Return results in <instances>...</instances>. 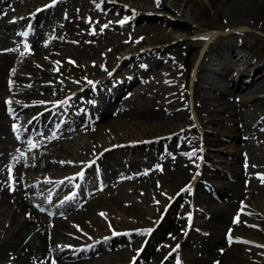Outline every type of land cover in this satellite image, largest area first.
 Segmentation results:
<instances>
[{"label": "rangeland", "instance_id": "374dc122", "mask_svg": "<svg viewBox=\"0 0 264 264\" xmlns=\"http://www.w3.org/2000/svg\"><path fill=\"white\" fill-rule=\"evenodd\" d=\"M11 1L10 0H0V9L5 8L4 9L5 11H12V8L15 6L12 11L13 13H11V15H13L12 19L13 18L18 19V17L22 16V13L31 12L33 14V12H36L35 8L37 6H42V5L49 6L53 3V0H31V1L30 0H23V1L16 0L15 2L16 5L11 7V4H10ZM84 1L85 3L90 4L92 0H63L61 2L62 9H64V11L60 9L59 11H56L57 13L55 12L53 14L51 19L46 22V27H47L46 30L49 29L48 31H50V33L40 36L41 39L39 38L37 47L32 48L29 52L25 53L26 55H24L21 63L16 69V73L18 72L17 74L20 76L19 77L15 76L16 78L12 76L10 77V75H6L5 77L4 76L2 77V79L4 80V83L7 78V82L12 81V84L16 83L15 84L16 87L13 86L10 88L12 84H8L9 85L8 87L11 90L8 93V90L6 89L5 90L6 92L4 91L3 94H1L0 103L3 102V98H4L3 95L8 93L14 99L16 95H18L19 92L23 90V88L28 90L34 85L32 82L27 80L26 77H24V76L32 75V73L29 72V70H24L23 68V65L26 63V60L31 59L33 60L31 61V64L34 63L38 68L43 70L44 74H46L48 77L52 75L50 78L57 77L58 78V79L56 78L57 80L63 81L66 85H68V89H61V90L59 89L60 92L56 94L58 95V97L56 98H59L60 100L52 99V101L54 102L56 101L57 103L62 101L63 112L67 113L70 110L69 113H72L74 110L76 111L79 108L80 102H84L83 100L86 98L85 92L88 91L90 88V84L88 83L89 80L94 79L95 81L98 82V80L102 79L105 76V72H106L105 69L111 70V68H114L115 65H114L113 60L116 57H118V55L124 54L123 52L125 49L128 50V48H130L129 54L134 53L133 51L134 49L132 48V46H130L131 43L126 45L124 48L117 49L116 45L126 40L124 39L122 41L117 42V39H115L116 35H118L119 38H123L124 35L129 36L130 38H132V42L135 41V43H137L138 40H140L139 37L144 36L146 44L149 42H152V37L149 36L147 31L145 32L141 30L138 34L135 33L132 27L130 26L129 24L130 22L128 19L129 11H135L136 9L134 8H137L138 6H140V4L143 3V1H149V0H141V1L140 0H136V1L135 0H129V1L128 0H120V1L119 0H109L111 5H115L114 7H116V5H120L121 7H126V8L128 7L127 8L128 12L127 10H125L127 12L126 13L125 11L123 12L118 11V10L115 11L112 8H108L107 11L113 12L112 14H114L115 17H112L110 15L107 16L106 17L107 21H105L104 19L103 24L104 26L105 25L107 26L109 23L108 27L105 28L104 30L102 29V27H100V30L102 31L98 32L95 35V37H93V35L91 34V33H94L93 26H95V24H102V23L98 22L96 17H95L96 19H93V21H91L92 19L89 18V14L85 10V9H88V11L90 12L89 7L82 6L81 4ZM97 1L99 3L98 4L99 8H97L98 6H96L94 9V12L98 15L100 11L101 1L100 2L99 0ZM148 7L149 5H146V8ZM231 7H232V3L230 2V0H220V2L217 5V8L209 9L210 11L212 10L213 11L210 12L209 10H207L205 12L206 14L204 13L200 16V19L203 24H200L199 22H196V21H191V22L189 21V23L193 25V29L188 34L187 39H185L182 36H179L178 38L173 40L174 43L175 41H178L180 43V48H179L178 57L174 59L176 63L172 70L175 71L174 78L177 79V81L179 82L178 84H181L183 86V89L179 93L180 95H178V98L180 99L181 102H183V104L187 108L186 110L189 115L188 121L190 120V122L186 123L187 125L184 124L182 127L180 126L179 127L180 130L178 129V131L175 130L174 132L173 129L175 128V126H179V125L178 124L175 125L174 124L175 122H173L174 120L170 119L169 115L167 117L165 116L167 114L166 110L168 109L166 110L163 109L161 105V110L162 109L164 110L163 111L164 113L162 112L163 116L161 117L166 118L165 122L167 123L166 126L168 127L164 125L165 127L163 126L159 128H154L153 132L151 133L153 134L151 145L156 144V139L161 140V141H164L167 138L169 139L171 137V134H173L172 136H174L180 131H182L183 128H187L189 132L191 133L193 132L194 134H196L197 138H196V142L194 145L188 144L186 148H184L185 151L181 150L180 148H175V149L173 148L174 149L173 151L170 149L172 147L166 146L165 144V150L166 148L167 149L169 148L168 149L169 152L171 151L175 152L176 155H179V156H176V158H174L175 159L173 161L174 163L167 161V164L163 165L164 171L161 170L162 172L160 171L159 173L158 172L154 173L151 176H155V177H152V178H146V177L142 178L132 169L133 167L127 166L128 164L133 166L132 158H131L133 156L131 154L132 152L130 149L129 150H125V149L127 147H130L132 149L133 144L137 145L139 143L140 144L147 143L144 146L150 145L148 142L149 139L147 140V138H143L142 134H140V131L143 128L153 129V126H154L153 122L144 121L143 124L136 123L135 125H132L130 123L128 124V126H122V128L105 125V122H103L104 127L102 126V131L100 133H98L99 131L95 132L96 137H94V140L91 139L92 138L91 135L81 134L82 135L81 136L79 132L77 133V135L76 134L73 136L69 135L70 136L69 139L64 140L62 136H60L61 132H59L58 138L60 140L58 139L59 141L57 140V142L53 144V148L51 150V154L49 155L50 156L49 158L54 156L53 155L54 153L56 158L58 156L57 161L59 163H64L66 166L72 165L74 168H77L78 166L79 167L82 166V164L91 165L89 168V174L87 173L85 175L86 179L92 178V172H90V170L92 171L93 165L102 166L100 164H103L104 162L106 163L109 160H112L113 158H116V159L121 158L122 159L121 166H124V165L127 166V167L125 166L127 168L126 170L127 177L121 182L122 190L118 191L117 189H119V185L117 186L115 185V183L110 181L112 185V187L110 188L113 190L114 195L108 196L109 193L103 190L102 192L104 193H102L101 196L98 195L97 196L98 198L95 197L96 194L93 196L95 198L92 199V203L90 204V207L91 206L94 207L93 209L91 210L87 209L90 207H87L85 209V206H84V208H81V209H85L83 210L82 213L78 212L79 214H77L75 217H72L70 215L69 217L64 218V221L66 222V226H64L61 229L64 230L66 228L67 229L69 228L68 234L64 236V234H61L59 232L57 233L59 235L51 238L52 236V233L50 232L51 229L48 228L47 226L46 227L48 229L45 226L44 228H41L43 237L46 236L45 239L49 246L59 245V247L61 246L65 249H71L73 250V252L75 251L74 252L75 254L70 255L73 257L71 258L72 260L69 262V264H76V263L77 264L78 263L79 264H128V262L131 261L134 257L137 258L140 255L139 252H142L149 247L151 248V252L153 254L158 252L157 254H159L161 259L159 258L154 259L150 256L148 257V255L150 254L149 253L147 257L145 256V259L143 262L140 261L141 262L140 264H146V261L148 260H150L149 264H173V262H176L178 264H200L202 262L204 255L206 254L207 246L209 245V243L210 242L213 243L219 238L218 233L220 234L222 238L230 242V240H228L229 237L224 236V232L225 234L227 235L229 234V236H232L233 239L231 240V243H230L231 245L230 244L229 245L232 248V251H234L233 253H235L234 260L231 262L227 260L228 263L226 264H264V223H263L264 222V179L260 180V178H264V162H263L264 161V154H263L264 153V123L261 125L262 126L261 130L258 129L257 132H250V136L248 138L249 140L247 142L248 144H251L252 146L247 144L248 146L247 147L245 146L246 149L241 148L242 146H240L239 149L237 150V148H235V145L240 143L239 140L242 138V136H237V139H236L234 134H232L231 131H229L228 127L220 126L218 120H219V117H222L220 116L222 114L221 112H219L218 109L222 107L221 103H219L218 101L212 102L209 100L210 103L208 104L210 105L209 107L212 109L210 111V114H205L204 112H202L201 109L199 111L196 110L197 105L194 104L196 95L193 93V98H192V103H191L190 98L192 96L190 93V85H189L190 83L187 84L186 81H183L185 75L186 76L188 75L187 71L190 67V64H195L193 61L195 59L197 60L200 57L201 53L202 54L204 53L203 52L204 47L209 46V44L214 39H216V37L219 35H225L228 33L234 34L235 38L238 41H240L244 46H246L247 49H250L249 53L254 52L253 53L254 56H259L258 58L259 59L262 58L261 60L264 61V28L263 26H260L256 23H249L247 20L249 18L248 15H245V17L243 16V18L242 16H238L237 18V15L234 14L235 13L234 8H231ZM138 10L140 9L138 8ZM142 12L145 14H160V15L165 14V12L162 10L161 11L158 10L155 12L154 11L153 12L142 11ZM178 12L180 13V11ZM121 22L123 23V26L118 25ZM87 23H89V25L91 24L90 26L87 25V28H86L87 31L85 30V33H84V34L87 33L86 34L87 36L82 37L81 40L79 41L80 43L75 44L76 40H72L71 38L68 37V35L66 34V31H67L66 29L72 28L73 34L83 33L84 27L82 26V24L86 25ZM151 30L154 32L156 31L154 27L151 28ZM171 32L175 34L179 33V32H176V30L173 31V29H171ZM133 33L137 35H134ZM193 34L197 36L193 37ZM64 42L66 44H64ZM216 42H220V41H216ZM171 43H167V44H171ZM88 44H90L92 49L86 48V46L87 47L89 46ZM138 48L142 50L144 46L139 45ZM40 50L45 53L47 52L46 56L45 55L42 56L41 59L38 55V53H40ZM129 54H124V56L129 57ZM161 59H163V56L161 57ZM206 59H208V57ZM244 59H246V57ZM96 60H99V62L101 63L98 62L97 64H95ZM205 61L207 63L205 62L201 64V66L200 64H197L198 66L197 68L199 69L200 67H202V65L204 67V65L206 66L207 64L210 66H214L215 69L221 70V68H224V66H227L228 64L230 65L232 63L231 60L229 59L225 60V58L222 56L220 57V55H215L213 59H209ZM72 63H75L76 65L81 66L83 70L86 71L84 74V78L86 79H84L81 82L73 84L75 81V76L78 75L79 77L80 74L78 73L76 69H74V67L72 68V65H71ZM163 63L167 64V62H164V60H163ZM86 64L94 65V66H91V70L93 71L88 70V67ZM247 64L248 63L245 60L241 64V67H245L247 66ZM99 67H102V68H99ZM159 68L161 69L160 66ZM193 69L191 70L190 77L192 76V71L194 72ZM207 71H208L207 68L205 70L204 69L202 70V72H204L206 76L209 74V72ZM54 73H57V74H54ZM194 73L196 77V75H198V71L197 72L195 71ZM23 77L26 80H22ZM46 78H47L46 76H43V79H42L43 82H41L40 84L43 83V85L45 86L44 80ZM192 78H191V81H192ZM222 78L223 76L220 74L215 75V79H216L215 82L217 83L216 84L217 86H221L218 84L223 83L224 80ZM164 79L165 77L162 78V80ZM176 79H173V80H176ZM183 82L185 85L183 84ZM209 84H210L209 82H206V85H209ZM84 86H87V88H85ZM187 86L189 87L187 88ZM17 87H19V89H17ZM153 89H155L154 86H152L151 90L149 89V91L145 90L144 92H142L143 94L139 95L138 99L136 100V103L139 104L141 102H146V101L150 102L151 99L153 100V97H155L156 99L157 98L160 99V94H157L159 93L157 89H156V92H157L156 95H152L150 93V92H153ZM13 91L14 92L16 91V92L14 93ZM213 91L216 94L218 93V91L216 90H213ZM192 92H193V89H192ZM139 93L141 92L139 91ZM162 97H163V94H162ZM225 97L228 98V95L225 94ZM238 97H239V93L237 94V98ZM16 98H15V101H17ZM42 100L46 102L45 107L48 105L50 106V104L54 103V102L52 103L50 102L51 99H43V98L39 99V96H37L36 99L33 101L24 100L23 103L28 106H31L32 104L35 105L34 102L36 101L39 102ZM73 102H75L74 109H72L71 107L73 106L70 105ZM164 102H165V99L163 102L161 101V103L159 104H164ZM150 103L147 105H150ZM193 106L195 107V109ZM34 109H32L30 113ZM223 114L229 117L228 122L222 121L223 123L228 125L231 122L230 119L233 118L236 123L241 125L242 121L238 117H235L234 115H231L229 113L223 112ZM30 115L31 114H29L28 117H30ZM211 116L215 120L211 123L206 122L205 118L211 117ZM191 122L194 123L195 126L200 127V129L202 130L201 133L200 132L197 133L196 129L194 132L190 128ZM251 123L253 124L255 123V121H252ZM163 128H165V131ZM202 133L205 135V137L203 135V139H201ZM207 137L208 139H206ZM202 143H204L208 148H206V146ZM257 145L259 146V148ZM116 151L118 152V155L115 154ZM179 151H182V153H180ZM243 152H246V153H243ZM193 153H195V155H193ZM234 154L236 155L234 156ZM180 155L182 157H180ZM55 157L53 159H56ZM177 157L178 158L180 157L179 160ZM239 158L241 161L239 160ZM123 159H126V160L123 161ZM236 159L239 160V163L236 165V167L238 168L237 169L238 174L239 176L243 175V181L241 179L239 180V184H240L239 192L240 193L238 192V196L235 195L237 198L234 197V200H235L234 203L235 205L237 204L236 206L237 208L233 207L234 209H232L233 211L231 210L232 211L231 212L230 207L232 204L229 202H226V203L223 202L222 205L216 204L218 206V209H216L214 205H212L213 203L206 199V195L201 194V192L203 193V191L197 190L198 194L201 196H199L196 193V191H194L195 190L194 185L192 184L191 181L189 182V179L191 177L194 181H196L201 176V173H203V176L201 178L202 181L209 182L213 186L222 188L225 182L231 183V182H234L238 178L237 176L234 177V171L230 168V163L235 161ZM259 159H262V161ZM74 161L76 162V164ZM133 162L136 164L140 163L136 158L133 160ZM48 164H50L49 161H48ZM50 168L51 167H49V170ZM62 169L64 171L60 169V172L59 173L56 172V173H58V175L60 174L65 175L68 173L67 170L69 168L65 169L63 167ZM106 170L109 172L110 168H107ZM245 171L248 173L245 174L244 173ZM40 172H43V170ZM225 174L227 176H225ZM157 175H162V176L157 178L156 177ZM54 177L55 176H53V174L42 175V179H45V180L47 179L54 180ZM137 177H140L141 179ZM37 178H39V176ZM183 178L184 180H181ZM187 178L188 180H186ZM173 179L178 180V181L181 180V181L178 182L177 184H173L172 182H170ZM4 182L8 184L10 191L15 192L17 190V188H14L13 183L8 182L7 179L4 178ZM0 184H1L0 188L3 187L4 184L3 183H0ZM189 184L190 186H188ZM243 184L244 185L247 184V185L244 186ZM108 186H110V184ZM188 187L190 190H188ZM204 190L205 192H207L208 188H204ZM1 196L3 197V195L0 194V198H1L0 199V251L3 250L5 252V255L0 257V264H45V263L57 264L55 263V259H54V256L56 255L53 254L51 250H49L50 252L46 251L42 255L36 251V247H34V244H33L36 238V233L39 232L34 229L35 227H37L36 224L35 225L32 224L30 229H27L24 232L23 238L21 239L22 242H18L16 244L18 245L17 248L18 247L20 248L22 245V249H20V252L22 254L19 255L21 259L17 261V263L7 261L8 258L12 260V258H14V256L17 255V253L20 254V252H17V248L15 247V244L10 243L9 241H6V242L4 241V239L6 240L7 237L9 236L10 229L8 228H10L12 225V223L9 222L10 221L9 216H11L9 215V213H13L11 210H14L15 208H17V204L16 202L12 201L13 199H15V197H13L14 196L13 194H8L6 197V201H4ZM19 202L22 203L24 202V200L20 199ZM99 207H101L102 210L98 213H94L96 208H99ZM9 208L10 209L12 208V209L10 210ZM200 208L203 210H206L208 213L207 215H210L213 209H215L212 212L213 217L210 218V216L203 214V212L199 214ZM241 210H246V211L241 212ZM229 211L231 212L233 216L232 215L230 216ZM19 213L21 217H24L23 215L25 214L29 215L28 214L29 207H26V209L22 208V210L20 209ZM102 213L103 215H101ZM223 213H225L223 220H217L216 223H214L215 221L213 219L214 215L215 217H218L222 215ZM197 217L199 220L202 221V223L204 224L207 223L209 225L206 226L202 224L203 228L199 226L198 230H194L193 229L194 221ZM237 218H238V222H234V220H237ZM177 224H180V225H177ZM38 229H40V226H38ZM110 231H115V232L110 233ZM121 231H124V232H121ZM208 231H210L209 234H207ZM43 232L46 234H44ZM115 233H118V234H115ZM105 236L112 238L111 242L108 245L99 244L97 246L96 244H94V242L100 241ZM208 238H210L209 243H207ZM146 240H148L149 244L148 242L146 243ZM136 243L137 245H135ZM143 243H145L144 246H142ZM177 245H179L178 248H177ZM221 245L222 244L217 245V247L219 248L214 247V250L217 252L219 251L220 253L223 252V254H225L226 251L224 252V250L226 246H223V245L221 246ZM81 246L85 247L86 249H94V250L87 252V253L83 250L82 252H80L81 254L78 253L79 255L76 256V253L77 251L78 252L80 251ZM104 246H107V247L104 248ZM154 246H155V250L153 249ZM96 248L98 250H96ZM164 256H167V258L165 259L164 262H161ZM141 259H143V256L141 257ZM40 260H42V262ZM60 260H61L60 264L62 263L66 264L68 262L67 260L63 262L62 258ZM206 262L207 261L205 260L204 264Z\"/></svg>", "mask_w": 264, "mask_h": 264}, {"label": "bare ground", "instance_id": "6f19581e", "mask_svg": "<svg viewBox=\"0 0 264 264\" xmlns=\"http://www.w3.org/2000/svg\"><path fill=\"white\" fill-rule=\"evenodd\" d=\"M11 1V0H10ZM23 1V0H21ZM31 1V0H30ZM63 0H58L54 3V5L50 6V10L47 9L46 11L41 12L40 14H36L35 16H33V24L36 25H40V23L42 21H44V19L50 15H52V13L54 14L55 11L61 9L62 7V2ZM97 0H92L90 3V8H94L96 6H98V3L95 2ZM101 1V2H100ZM100 11L99 14L97 15L96 13V18L97 21L100 23H103L104 19H106L107 16H112L115 17L114 14H112L113 12L107 11L108 8H112L113 10H118V11H125L127 10L126 7H121L120 5H116V7H114L115 5H111L109 0H100ZM120 1V0H119ZM129 1V0H128ZM136 1V0H135ZM141 1V0H140ZM16 2V1H15ZM18 2V1H17ZM38 2V1H37ZM74 2V1H73ZM85 2V1H84ZM87 2V1H86ZM220 2V0H149V1H143V3L140 4V6H138L137 9L135 11H129L128 12V17L130 19V23H132L133 26L132 29L134 31H147V33L149 34L150 37H152V42L149 43H145V38L142 36L140 41L138 42V44L143 45V43L145 44V49L142 52H138L136 54H134L133 56H129L127 57H123V56H118L116 59H114L113 61H118L121 68H126V72L125 75L122 78V81L120 83H117L114 86H110L109 83V78H105L101 80V86L99 93L95 96L97 98V107L99 108V112L100 115L102 117H104L106 115L107 112V108L110 104L111 101H115L116 102H125L127 100V98L131 97L135 91V87L130 85L133 82L136 81L138 75L139 76H143V79H145L146 77H148V71H146L147 69L153 70L154 71V75L155 77H157L159 74L160 75H166L168 73H172L174 71H172L170 68L172 66V64H175L174 59L179 55V48H180V43L178 41H175V43L173 42L174 39H176L179 36H183L184 38H188V34L190 33V31L193 29V25L189 23V20L186 19V17H188L191 21H196L199 22L200 24H203L200 16L202 14H204L207 10L209 9H214L217 8L218 3ZM230 2L232 3V7L234 8V14L238 16H243L245 17V15H248L249 18L247 19L249 23H256L260 26H263L264 28V0H230ZM31 3V2H30ZM128 3V2H127ZM5 4V3H4ZM23 4V3H22ZM72 4V3H71ZM7 5V4H6ZM9 5V4H8ZM16 5V4H15ZM81 5V4H80ZM146 5H149L148 8H146ZM220 5V4H219ZM223 5V4H222ZM28 6V5H27ZM126 6V5H125ZM9 7V6H8ZM15 7V6H14ZM13 7V8H14ZM67 7V6H66ZM181 7V8H180ZM12 8V11H13ZM26 8V6H25ZM31 8V7H30ZM99 8V6L97 7ZM107 8V9H106ZM138 8L140 10H138ZM5 9V8H4ZM7 9V8H6ZM67 9V8H66ZM130 9V8H129ZM9 10V9H8ZM15 10V9H14ZM18 10V9H17ZM27 10V9H26ZM25 10V11H26ZM164 11L165 14H145L144 12H155V11ZM62 11V10H61ZM64 11V10H63ZM170 11V12H169ZM180 11V13L178 12ZM210 11V10H209ZM208 11V12H209ZM213 11V10H212ZM210 11V12H212ZM218 11V10H217ZM233 11V10H232ZM21 12V11H20ZM126 12V11H125ZM126 12V13H127ZM13 13V12H12ZM17 13V12H16ZM31 13V12H30ZM57 13V12H56ZM61 13V12H59ZM18 14V13H17ZM206 14V13H205ZM16 16V15H15ZM56 16V15H55ZM117 16V15H116ZM126 16V15H125ZM207 16V15H206ZM92 17V16H91ZM209 17V16H208ZM32 18V17H31ZM95 18V19H96ZM206 18V17H205ZM27 19H30L29 16H26L24 18H22V20H19V23L22 24L23 22H28ZM207 19V18H206ZM204 20V19H203ZM243 20V19H242ZM245 20V19H244ZM93 21V20H91ZM128 21V20H127ZM190 21V22H191ZM241 21V20H239ZM91 23V22H90ZM48 24V23H47ZM196 24V23H195ZM199 24V25H200ZM254 24V25H256ZM91 25V24H90ZM89 25V26H90ZM128 25V24H127ZM197 25V24H196ZM82 26L84 27L83 33H75L73 34V29L72 28H68L67 29V35L69 38H71L72 40H76L79 41L82 37L87 36L85 33V30L87 31V25L82 24ZM99 24L97 25V27H95L94 29V33H91L93 35V37H95V35L100 32L101 30L99 29ZM198 26V25H197ZM10 26V24H6V23H1L0 24V31L3 30L4 28H8ZM51 27V26H50ZM106 27V25H105ZM155 28V32L151 30V28ZM176 30V32H179L177 34L172 33L171 29ZM131 29V28H130ZM138 29V30H137ZM49 30V29H48ZM90 30V29H89ZM91 31V30H90ZM132 31V30H131ZM193 32V31H192ZM90 33V32H89ZM181 33V34H180ZM83 34V35H82ZM138 34V33H137ZM136 34V35H137ZM175 34V35H174ZM91 35V36H92ZM224 36V37H222ZM238 37V36H237ZM43 38V37H42ZM92 38V37H91ZM138 38V37H137ZM222 38V39H220ZM41 39V38H40ZM150 39V38H149ZM43 40V39H42ZM67 40V39H65ZM180 40V39H179ZM198 40V39H197ZM215 40V41H214ZM209 46L207 47L205 53H203L204 55H202L200 57V65L205 63V60H209V59H213L215 55H220V57H224L225 60L229 59L232 61V65L230 66V72L231 73V78H230V83L223 87V86H217L216 83L214 84H209L206 85V83L204 82L202 85H200L199 83H197V81L195 83H193L194 85L192 86L193 89V93L196 95V99H195V105H197L196 110H202V112H204L205 114H210V111L212 110L209 106L208 103H210V101L214 102V101H218L219 103H221L222 107L219 108V112H221L222 117H219V124L220 126L223 127H228L229 131H231L232 134H234L235 138L237 139V136H243L241 138V142L239 144L235 145V148H237V150L239 149L240 146L244 147L245 144H248V138L250 136V132H257V130H261L262 128V124L264 123V61L259 59V56H254V52L249 53L250 49H247L246 46H244L240 41H238L235 38V35L232 33H228L225 35H219L216 37V39H214ZM216 41H220V42H216ZM84 42V41H83ZM82 42V43H83ZM172 42V43H171ZM184 42V41H183ZM216 42V43H215ZM126 41H123L119 44L116 45V48H123L125 46ZM167 43H171V44H167ZM174 43V44H173ZM186 43V41H185ZM184 43V44H185ZM64 44H66L64 42ZM73 44V43H72ZM78 44V43H77ZM63 45V44H62ZM89 46L86 48L87 49H92L90 44H88ZM198 45V44H197ZM82 46V45H81ZM185 46V45H184ZM78 47V46H77ZM137 47V45H136ZM199 47V46H198ZM39 48V47H38ZM71 48V47H70ZM69 48V49H70ZM136 49V48H135ZM71 50V49H70ZM36 51V50H35ZM58 51V50H57ZM73 51V49H72ZM170 51V53H169ZM38 52V51H37ZM41 52V50H40ZM53 52V51H52ZM66 52V51H65ZM70 52V51H69ZM80 52V51H79ZM70 54V53H69ZM73 54V53H72ZM33 55V54H32ZM30 55V56H32ZM39 55V53H38ZM55 55V54H54ZM59 55V54H58ZM57 55V56H58ZM161 55L163 56V59H161ZM106 56V55H105ZM68 57V56H67ZM208 57V59H206ZM246 57V59H244ZM36 58V57H35ZM34 58V59H35ZM73 58V57H72ZM217 58V57H215ZM41 59V58H40ZM65 59V57H64ZM106 59V58H105ZM104 59V60H105ZM199 59V58H198ZM11 60L10 56L8 54H4L2 56H0V94L6 90L5 88V83L4 80L2 79L4 73H7V70L5 69V65L6 63ZM163 60H167L169 65H165L163 66L164 63L161 64V62H163ZM218 60V59H217ZM247 61V66H245L243 69L240 68L241 64L243 63V61ZM33 61V60H31ZM35 61V60H34ZM37 61V59H36ZM95 61V60H94ZM179 61V60H178ZM224 61V60H223ZM99 62V60H96L95 64H97ZM103 62V61H102ZM160 62V66H162V69L160 70L161 72H158L156 70L155 65L158 64ZM227 62V61H226ZM90 63V62H89ZM92 63V62H91ZM101 63V62H99ZM110 63V62H108ZM207 63V62H206ZM105 64V63H104ZM144 64V65H142ZM180 64V63H178ZM38 65V64H37ZM72 68L74 67V69H76L78 71V73L80 74V76L78 77V75L75 76V81L73 84L78 83L83 81L84 79V74H85V70H83V68L79 65H76L75 63H72ZM87 65V64H86ZM102 65V64H101ZM100 65V66H101ZM207 65V64H206ZM40 66V65H39ZM91 66L94 65H90L88 64V70H91ZM98 66V65H97ZM112 66V65H111ZM205 66V65H204ZM103 67V66H102ZM99 67V68H102ZM119 67L118 64H116L115 69H117ZM159 67V66H158ZM177 67V65H176ZM22 68V67H21ZM96 68V67H95ZM205 67H200V70L198 72L197 78L200 82L203 81L204 79V75H201L200 73L202 69H204ZM50 69V68H48ZM196 69V68H195ZM194 69V70H195ZM24 70H29V72H31L33 74V76H24L26 77L27 80H29L30 82H32L34 85L32 86V88L30 89H24L21 90L19 92V94L17 95V99L19 101H24V100H32V99H36L37 96H39V99H50V98H55L56 94H58L60 91L59 89H68V85H66L63 81H59L56 78L52 79L50 78L51 76H47L46 74H44V71L41 70L40 68H38L34 63H30L28 62L25 67ZM234 70V72H233ZM20 71V70H19ZM89 71V72H90ZM21 72V71H20ZM25 72V71H24ZM28 72V73H29ZM178 72V71H177ZM206 72V71H205ZM208 72V71H207ZM46 73V71H45ZM83 73V74H82ZM100 73V72H99ZM98 73V74H99ZM104 73V72H103ZM57 74V73H54ZM200 74V75H199ZM18 75V74H17ZM60 75V74H59ZM71 75V74H70ZM87 75V74H86ZM115 74H111L109 77H113ZM229 75V74H228ZM22 76V74H21ZM41 76V77H40ZM43 76H46L47 78L44 80L45 82V86L42 84H40L41 82H43ZM24 77L22 78V80H26L24 79ZM87 77V76H85ZM97 77V75H96ZM101 77V76H100ZM99 77V79H100ZM108 77V76H107ZM89 78V77H88ZM87 78V79H88ZM170 78V77H169ZM219 78V76H218ZM5 79V78H4ZM71 79V78H70ZM73 79V78H72ZM96 79V78H95ZM148 80H150L149 78H147ZM3 80V81H2ZM21 80V79H20ZM74 80V79H73ZM89 80V79H88ZM93 80V79H92ZM98 80V79H97ZM222 80V79H221ZM27 81V82H29ZM70 81V80H69ZM72 81V80H71ZM17 82V80H16ZM89 82V81H88ZM9 83V82H8ZM24 83V82H23ZM85 83V82H84ZM82 83V84H84ZM179 83V82H178ZM16 84V83H15ZM20 84V83H19ZM88 84V83H87ZM23 85V84H21ZM30 85V84H29ZM78 85V84H77ZM137 85V84H136ZM20 86V85H18ZM31 86V85H30ZM139 86V85H138ZM16 87V86H15ZM29 87V86H28ZM9 88V87H8ZM22 88V87H21ZM52 88V89H51ZM124 88H127L128 91H124L122 92V90ZM16 89V88H15ZM17 89H19V87H17ZM77 89V88H76ZM11 90V89H10ZM88 90V89H87ZM185 90V89H184ZM213 90L218 91V93H214ZM18 91V90H17ZM6 92V91H5ZM14 92V91H13ZM16 92V91H15ZM14 92V93H15ZM124 94H122V93ZM239 93V97L238 99L235 98V96H237V94ZM83 94V93H82ZM122 94V96H121ZM225 94L228 95V98L225 97ZM180 95V94H179ZM5 96V95H3ZM68 96V95H67ZM81 96V95H80ZM86 96V95H85ZM1 98V97H0ZM80 98V97H79ZM95 98V99H96ZM163 98H165V102L164 104L170 106L169 110L167 111V114L165 115L166 117L169 115L170 119L174 120L173 122H175L174 124H178L179 126H175V128L173 129V131L175 132V130L178 131L179 127L183 126L184 124H186L188 121V112L186 111V108L183 104V102H181L178 97H177V91H176V83L173 82H168L167 83V88L166 91L163 92ZM77 99V98H76ZM118 99V100H117ZM57 100V99H56ZM58 100H60L58 98ZM210 100V101H209ZM33 101V100H32ZM43 101V100H42ZM40 101L38 103H36L34 106H24L22 104H16L14 102H11L10 106L11 107H15V110L17 111V116H20L21 118H26L28 117V114H30V111L32 109H34L31 113L34 112H38L42 109H44L45 104ZM52 101V99H51ZM69 102V101H68ZM2 103V102H1ZM0 103V134L2 136V138H0V146L3 147V143H5L8 139L9 136V129L7 128L6 122L9 119V116L7 117V114L4 111V104ZM52 103V102H51ZM160 103L159 100H157L156 98H154L153 102L150 103V105L144 104L141 105V107H139L138 109H135L131 114L127 115V116H123V113L121 111H118L119 114V121L116 123L117 127H121L122 126H128V122L129 124L131 123L132 125L140 124L145 121V122H153L154 126L153 129L150 128H143L140 131V134H142L143 138H148L151 139L152 135L151 134L154 130V128H159V127H163L164 125L166 126V118L165 117H161L163 116V111L160 110L159 106H156ZM54 104V103H53ZM67 105V104H66ZM71 105V104H70ZM78 105V104H77ZM144 106V107H143ZM220 106V105H219ZM66 110V109H65ZM165 111V112H166ZM224 113H229L231 115H234L235 117H238L242 123L241 125H239L238 123H236L234 121L233 118H231V122L227 125L225 123H223L222 121L228 122L229 117L225 116L223 114ZM59 112V109L56 108H52L50 110H44L40 113L37 114V116L35 118H33L29 123H27V125H32L34 120L38 117L42 118L43 122L45 118H49L48 120V124H52L53 123V119L54 117L57 116ZM163 112V113H162ZM215 113V111H214ZM206 116V115H205ZM216 118V117H215ZM215 119L211 116V117H206L205 121L208 123L213 122ZM252 121H255V123H251ZM260 121V122H259ZM35 125H37V122L35 123ZM187 125V124H186ZM185 125V126H186ZM69 126V129L71 130L73 125L71 123H69L67 120L64 122H62V124L60 125V128L62 130H65V128ZM74 127L75 129H77V126H79V124L76 122ZM164 126V127H165ZM104 127V126H103ZM114 127V126H113ZM131 127V126H130ZM142 127V126H141ZM168 127V126H166ZM170 127V126H169ZM133 128V127H132ZM137 128V127H136ZM172 128V127H171ZM74 129V130H75ZM109 129V128H108ZM112 129V128H111ZM162 129V128H161ZM165 131V128H163ZM72 131L71 134L75 135V131ZM123 130V129H122ZM126 130V129H125ZM180 130V129H179ZM263 130V129H262ZM113 131V130H112ZM116 131V130H115ZM132 131V130H131ZM172 131V129H171ZM129 132V131H128ZM137 132V131H136ZM139 132V131H138ZM170 132V131H169ZM167 132V133H169ZM100 133V132H98ZM104 133V132H103ZM134 133V132H133ZM163 134V133H162ZM257 134V133H256ZM77 135V134H76ZM81 135V134H80ZM86 135V134H84ZM105 135V134H104ZM132 135V134H131ZM255 135V134H254ZM82 136V135H81ZM88 136V135H87ZM158 136V135H157ZM156 136V137H157ZM261 136V135H260ZM70 137V136H69ZM76 137V136H75ZM74 137V138H75ZM89 137V136H88ZM91 138V137H90ZM116 138V137H115ZM121 138V137H120ZM233 138V137H232ZM96 139V138H95ZM114 139V138H113ZM119 139V138H118ZM147 139V140H148ZM208 139V137L206 138ZM239 139V138H238ZM256 139V138H255ZM60 140V139H59ZM58 140V141H59ZM65 140V139H64ZM92 140H94V138H92ZM145 140V139H144ZM167 140V139H166ZM11 144L13 143L12 140H8ZM75 141V140H74ZM96 141V140H95ZM101 141V140H100ZM99 141V142H100ZM207 141V140H205ZM240 141V140H239ZM62 142V141H61ZM60 142V143H61ZM149 142V141H148ZM195 142V136L189 132L188 129L184 128L182 131H180L179 133H177L176 135L172 136L170 141H168L166 144H171V146H173L174 148H176V146H178V148H180L181 150H184V148H186V146L189 144H193ZM65 143V142H64ZM93 144V143H92ZM95 144V143H94ZM147 144V143H146ZM156 144L157 145H148V146H144L142 144H137V146H133L132 149L130 147H127L125 150H131V154L133 155H144L147 153H151V152H160L163 149V146L165 143L164 141L158 140L156 139ZM260 144V143H259ZM97 145V144H96ZM134 145V144H133ZM251 145V144H248ZM247 145V146H248ZM262 145V144H261ZM126 146V145H125ZM252 146V145H251ZM258 146V145H257ZM96 147V146H95ZM241 147V148H242ZM97 148V147H96ZM253 148V147H252ZM259 148V146H258ZM111 149V148H110ZM114 149V148H113ZM116 149V147H115ZM190 149V148H189ZM246 149V147H245ZM244 149V150H245ZM255 149V147H254ZM95 150V149H94ZM101 150V149H100ZM250 150V149H249ZM253 150V149H251ZM112 151V150H111ZM174 151V150H173ZM177 151V150H176ZM185 151V150H184ZM246 151V150H245ZM96 152V151H95ZM105 152V151H104ZM123 152V150H122ZM121 152V153H122ZM246 153V152H243ZM251 153V152H250ZM255 153V152H254ZM260 153V152H259ZM263 153V152H262ZM118 155V152L116 151V153ZM128 154V153H127ZM257 154V153H256ZM264 154V153H263ZM53 155H55L53 153ZM99 155V154H98ZM106 155V154H105ZM114 155V154H113ZM236 154H234L235 156ZM253 155V154H252ZM262 155V154H261ZM263 156V155H262ZM50 157V156H49ZM102 157V156H101ZM126 157V156H125ZM180 157H182L180 155ZM179 157V158H180ZM258 157V155H257ZM56 158V157H55ZM246 158V157H245ZM244 158V159H245ZM251 158V157H250ZM249 158V159H250ZM255 158V157H254ZM108 159V158H107ZM243 159V158H242ZM104 160V159H103ZM131 160V159H130ZM240 160V158H239ZM239 160L236 159L235 161L230 163V168L234 171V177H238L234 182H225L222 188H215V189H210L208 188L207 192H210V195L206 196V199L208 198H212L213 197H219L220 196V192L225 193L227 191H232L233 193L238 194L239 192V180L241 179L238 171H237V167L236 165L239 163ZM248 160V159H247ZM262 161V159H259ZM252 161V160H251ZM91 162V161H90ZM257 162V161H256ZM264 162V161H263ZM102 163V162H101ZM105 163V162H104ZM122 163V162H121ZM169 163V162H168ZM172 163H174L172 161ZM249 163V161H248ZM85 164V162H84ZM246 164V163H245ZM56 165V164H55ZM53 165L54 169H52V172H57L59 171L58 166ZM74 165V164H73ZM83 165V164H82ZM244 165V164H243ZM255 165V164H254ZM66 166V165H65ZM69 166V165H68ZM126 166V165H125ZM257 166V165H256ZM261 167V166H260ZM244 168V166H243ZM250 168V167H249ZM66 169V168H65ZM241 169V168H240ZM35 170L38 171H33L34 176H39L41 175L42 172H40V167L35 168ZM63 170V169H62ZM16 171H18V168H16ZM45 171V170H44ZM64 171V170H63ZM68 171V170H67ZM241 171V170H240ZM251 171V170H250ZM92 172V171H91ZM240 173V172H239ZM245 174L248 172H244ZM254 173V172H253ZM19 174V173H18ZM53 174V173H51ZM49 174V175H51ZM89 174V173H88ZM44 175V174H43ZM220 177V176H218ZM246 179V178H245ZM75 180H77V177L75 178ZM151 180V179H150ZM153 180V179H152ZM181 180H184L181 179ZM180 180V181H181ZM247 180V179H246ZM178 180H171L170 182H172L173 184H177L178 182H180ZM148 182V181H147ZM148 184V183H147ZM152 184V182H151ZM248 184V183H247ZM246 184V185H247ZM1 185V184H0ZM45 185V182L43 181H39V188L41 189V187ZM62 185L63 187L65 186H69L70 184L66 181V179L62 180ZM111 185V184H110ZM180 185V184H179ZM244 185V184H243ZM244 185V186H246ZM31 187H34L33 184L30 185ZM108 186V185H107ZM106 186V187H107ZM138 186V185H137ZM174 186V185H173ZM112 187V185H111ZM9 188V187H8ZM147 188V187H145ZM247 188V187H245ZM109 190V188H107L105 190V192H107ZM122 190V189H120ZM18 191V190H16ZM119 191V190H118ZM202 191L201 194L205 193L204 188L202 187ZM220 191V192H219ZM243 191V190H241ZM116 192V191H115ZM109 193L108 196L114 195L113 191L107 192ZM240 193V192H239ZM244 193V192H242ZM2 194V193H0ZM243 195V194H242ZM117 196V195H116ZM2 197V196H1ZM14 197V196H13ZM114 197V196H113ZM236 197V196H235ZM230 198H232L230 196ZM237 198V197H236ZM1 199V198H0ZM205 199V200H206ZM92 200L90 202H88L87 204H85V208L90 207ZM3 203V202H1ZM25 202L20 203V205H24ZM101 204V203H100ZM99 205V204H98ZM2 207V206H1ZM94 207H90L87 208L89 210L93 209ZM10 209V208H9ZM12 209V208H11ZM10 209V210H11ZM20 209L21 207L18 206V208H15L14 210H11L13 213H9V222L12 223L11 227L8 228L10 229V234L7 237V239L4 241H9L12 244H15V247L17 248L18 245H16L18 242H22L21 239L23 238V234L27 229H30L31 225L33 224V219L31 218H27L25 217V215H23L24 217L20 216ZM10 211V212H11ZM27 213V212H26ZM25 214V213H23ZM225 213H223L222 215L215 217L214 215V223H216L217 220H223ZM261 216V215H259ZM213 217V214L211 216V218ZM169 220V219H168ZM260 220V219H259ZM177 222V221H176ZM117 223V222H116ZM121 223V222H120ZM264 223V222H263ZM180 225V224H177ZM64 226H66V222L63 219H59L57 221V224L54 226V235L57 236L59 234L57 233H61V234H66V232L69 231V228L67 229H60L63 228ZM9 227V226H8ZM120 227V226H119ZM178 227V226H177ZM38 228V226H37ZM44 228V226H43ZM180 228V227H179ZM119 229V228H118ZM235 229V228H234ZM105 230V229H104ZM116 230V229H115ZM195 230V229H194ZM44 231V230H43ZM3 232V231H2ZM34 232V230H33ZM111 232V231H110ZM115 232V231H114ZM44 233V232H43ZM195 233V232H194ZM261 233V232H260ZM34 234V233H33ZM46 234V233H44ZM104 234V233H103ZM193 234V233H192ZM3 235V234H2ZM35 235V234H34ZM129 235V234H128ZM5 236V235H4ZM119 236V235H118ZM125 236V235H124ZM127 236V235H126ZM261 237V236H260ZM46 238V236H45ZM43 237V234L41 231H39L38 233H36V238L35 241L33 242L34 247H36V251L39 254H44L47 250L51 249L53 254L55 253L56 256H59V259H63V261L66 260V256L69 257L70 255L75 254L74 252H70L67 251V249H62L59 246H48V244L46 243V240ZM186 238V237H185ZM56 239V238H55ZM92 240V239H91ZM3 241V242H4ZM52 241V240H51ZM62 241V240H61ZM60 241V242H61ZM78 241V240H77ZM95 241V240H94ZM219 241H221V239H217L215 242H213V245L219 243ZM30 242V240H29ZM74 242V241H73ZM72 242V243H73ZM92 242V241H91ZM127 242V241H126ZM59 243V241H58ZM75 243V242H74ZM77 243V242H76ZM107 243H109V241H107ZM131 243V242H130ZM134 243V242H133ZM23 244V243H22ZM32 244V243H31ZM10 245V244H9ZM92 245V244H91ZM137 245V243L135 244ZM212 243L209 244L207 246V251L206 254L204 255L202 262L200 264H204L205 260L207 261L205 264H226L231 261L234 260V255L235 253H233L234 251H232V248L229 245H225L226 248L224 250V252L226 251L225 254L219 253L215 250H212L211 247ZM231 245V244H230ZM149 246V245H148ZM153 246V245H152ZM222 246V245H221ZM82 247V246H81ZM95 247V246H94ZM76 248V247H75ZM219 248V247H217ZM20 249H22V245L21 247L17 248V252H20ZM34 249V248H33ZM81 249V248H80ZM234 249V248H233ZM26 250V249H25ZM31 250V249H30ZM35 250V249H34ZM115 250V249H114ZM153 250V249H152ZM83 251V250H81ZM104 251V250H103ZM116 251V250H115ZM15 252V251H14ZM50 252V251H49ZM66 252V254H65ZM78 252V251H77ZM26 253V252H24ZM111 253V252H110ZM113 253V252H112ZM150 253V254H149ZM156 253H152L151 252V248L149 247L148 250H145L143 253V258L147 255L148 257H152L154 259H161L159 254ZM22 253L20 252V254L17 253V255L14 256V258L9 259L7 261L9 262H13V263H17V261H19L21 258L19 257V255H21ZM37 254V253H36ZM5 252L2 250L0 251V257L4 256ZM38 256V255H37ZM55 256V257H56ZM90 256V255H89ZM111 256V255H110ZM8 257V256H7ZM28 257V256H26ZM73 257V256H72ZM102 257V256H101ZM100 257V259H101ZM237 257V256H236ZM42 258V257H40ZM81 258V257H80ZM83 258V257H82ZM86 258V257H85ZM90 258V257H89ZM105 258V257H104ZM47 259V258H46ZM95 259V258H94ZM213 259L212 263L211 260ZM85 260V259H84ZM103 260V259H102ZM143 259L138 258V263L140 261H142ZM228 260V261H227ZM22 261V260H21ZM42 262V260H40ZM45 261V260H44ZM49 261V260H48ZM83 261V260H82ZM86 261V260H85ZM144 261V260H143ZM76 262V261H74ZM136 262V261H135ZM134 262V263H135ZM150 260L146 261V264H149ZM23 263V262H22ZM56 263V262H55ZM66 263V262H65ZM72 263V262H71ZM99 263V262H98ZM145 263V262H144ZM54 264V263H53ZM63 264V263H62ZM77 264V263H76ZM79 264V263H78Z\"/></svg>", "mask_w": 264, "mask_h": 264}, {"label": "snow or ice", "instance_id": "6c2138e0", "mask_svg": "<svg viewBox=\"0 0 264 264\" xmlns=\"http://www.w3.org/2000/svg\"><path fill=\"white\" fill-rule=\"evenodd\" d=\"M56 2V0H53V4ZM10 103V102H9ZM193 155H195V153H193ZM262 179H264V178H262ZM101 215H103V213L101 214ZM234 222H238V218H237V220H234ZM149 231H151V230H149ZM229 240H230V242H231V237H229ZM179 247V245H177V248ZM217 264H218V262H217Z\"/></svg>", "mask_w": 264, "mask_h": 264}]
</instances>
